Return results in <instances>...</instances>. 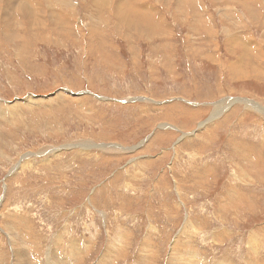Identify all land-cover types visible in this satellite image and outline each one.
Segmentation results:
<instances>
[{"label": "rangeland", "instance_id": "1", "mask_svg": "<svg viewBox=\"0 0 264 264\" xmlns=\"http://www.w3.org/2000/svg\"><path fill=\"white\" fill-rule=\"evenodd\" d=\"M0 264H264V0H0Z\"/></svg>", "mask_w": 264, "mask_h": 264}, {"label": "bare ground", "instance_id": "2", "mask_svg": "<svg viewBox=\"0 0 264 264\" xmlns=\"http://www.w3.org/2000/svg\"><path fill=\"white\" fill-rule=\"evenodd\" d=\"M7 2V1H6ZM30 3V2H29ZM31 4V3H30ZM50 5V4H49ZM51 6V5H50ZM53 6V5H52ZM15 7L17 8V10L19 11L20 10V14H21V12H22V9H26V10H31V8L27 5V3H26V5H25V3L23 4V3H21V2H18L16 5H15ZM62 7V6H61ZM6 8V7H5ZM38 8V7H37ZM29 10V11H30ZM23 14V13H22Z\"/></svg>", "mask_w": 264, "mask_h": 264}, {"label": "water", "instance_id": "3", "mask_svg": "<svg viewBox=\"0 0 264 264\" xmlns=\"http://www.w3.org/2000/svg\"><path fill=\"white\" fill-rule=\"evenodd\" d=\"M138 99H139V97H133V98L127 99V101H134V100H138Z\"/></svg>", "mask_w": 264, "mask_h": 264}, {"label": "crops", "instance_id": "4", "mask_svg": "<svg viewBox=\"0 0 264 264\" xmlns=\"http://www.w3.org/2000/svg\"><path fill=\"white\" fill-rule=\"evenodd\" d=\"M213 62H215V61H213Z\"/></svg>", "mask_w": 264, "mask_h": 264}]
</instances>
